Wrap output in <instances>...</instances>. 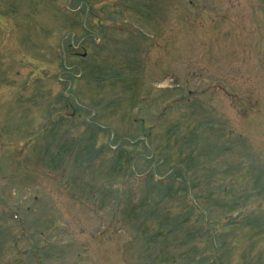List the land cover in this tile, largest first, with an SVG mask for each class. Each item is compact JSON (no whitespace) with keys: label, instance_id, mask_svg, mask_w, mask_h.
I'll return each mask as SVG.
<instances>
[{"label":"rangeland","instance_id":"1","mask_svg":"<svg viewBox=\"0 0 264 264\" xmlns=\"http://www.w3.org/2000/svg\"><path fill=\"white\" fill-rule=\"evenodd\" d=\"M38 261L264 264V0H1L0 264Z\"/></svg>","mask_w":264,"mask_h":264},{"label":"water","instance_id":"2","mask_svg":"<svg viewBox=\"0 0 264 264\" xmlns=\"http://www.w3.org/2000/svg\"><path fill=\"white\" fill-rule=\"evenodd\" d=\"M0 5H1V0H0Z\"/></svg>","mask_w":264,"mask_h":264}]
</instances>
